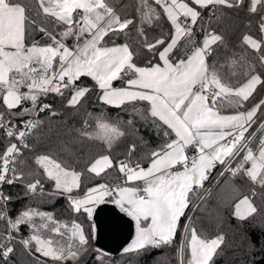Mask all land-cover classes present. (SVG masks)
I'll list each match as a JSON object with an SVG mask.
<instances>
[{
  "label": "snow or ice",
  "instance_id": "snow-or-ice-1",
  "mask_svg": "<svg viewBox=\"0 0 264 264\" xmlns=\"http://www.w3.org/2000/svg\"><path fill=\"white\" fill-rule=\"evenodd\" d=\"M36 2L44 16L54 21L53 30L37 24L21 0H0V107L4 109L0 111V130L8 138L0 153V186L21 183L26 195L43 197L46 179L53 182V191L47 195H64L71 211L86 214L90 222L105 204L114 205L129 217L135 224V238L123 249L125 253L139 254L167 246L175 248L177 264H212L225 238L223 234L209 238L197 232L192 218L186 217L192 202L190 193L202 189L212 171L220 166V176L225 172L232 177L242 175L260 189H253L252 197L264 196V124L257 129L261 132L257 151L250 146L256 132L246 137L256 123L257 113L264 111V100L251 108L245 105L264 80L254 70L246 72L243 81L225 80L209 63L213 45L222 42L223 37L201 22V10L208 9L215 15L218 6L243 9L245 0H137L135 11L141 25L153 26L162 16L171 25L170 32L151 40L142 26L138 28L144 47L155 60L144 66L137 65L128 43L115 44L114 38L134 25V20L122 18L107 0ZM247 11L264 12V0H249ZM257 23L264 36V14ZM196 29L203 34L202 40H197ZM36 32L43 33L41 39L50 42L41 46L34 39ZM243 42L257 52L264 45V39L258 41L249 35L243 37ZM260 60L264 63V55ZM82 77L94 83L85 85ZM115 81L125 86H114ZM96 89L103 105L122 110L127 104L134 105L132 111L158 129L162 143L141 156L135 155L137 145L132 143L115 155L126 131L119 121L111 123L103 119V113L94 116L88 112L82 128L76 131L102 144L104 154L79 171L49 155L38 154L34 158L36 178L25 182L24 173L18 169V165H25L20 159L21 148H30L27 138L43 121H13L40 113L58 115L55 111L47 113L52 106L41 100L49 93L65 97V106L78 111L87 94ZM136 102L147 105V114L145 109L135 107ZM26 103L30 107L24 106ZM226 106L235 111L224 114ZM89 119L96 121L94 128ZM126 124L135 128L131 119ZM114 167L120 174L117 183L100 182L81 192L82 177L92 174L93 178H101ZM252 197L245 195L235 203L233 214L238 220H248L258 213ZM11 200L0 191V264H13L18 244L29 256L39 253L52 264H79L89 251L90 238L96 236L94 222L89 235L75 219L57 220L52 213L38 208L26 207L13 218ZM182 217L187 220L183 225ZM22 226L29 229L26 237ZM45 231L61 239L45 237ZM178 232L181 238L177 243ZM38 264L45 262L38 260Z\"/></svg>",
  "mask_w": 264,
  "mask_h": 264
},
{
  "label": "trees",
  "instance_id": "trees-1",
  "mask_svg": "<svg viewBox=\"0 0 264 264\" xmlns=\"http://www.w3.org/2000/svg\"><path fill=\"white\" fill-rule=\"evenodd\" d=\"M21 2L29 8L28 15L35 19L37 24H42L50 31L53 30L54 21L52 18L44 16L36 0H21ZM107 2L122 18L134 20V25L129 26V29L125 30L126 34L121 33L114 38L115 44L128 43L135 54L134 60L138 66L146 65L149 60L155 62L152 53L144 47V37L139 34L138 28L142 26L145 30V35L151 40L153 37L171 31V25L166 17L162 16L161 20L155 22L153 26H149L147 23L141 25L139 16L135 11L137 0H107ZM149 3H152V0H149ZM156 7L158 11L162 12L159 6ZM261 14H264V12L249 14L246 5L243 9L218 6L214 18L208 20L201 18V22L209 30L223 37L222 42L213 45L214 50L209 57V63L216 66L225 80L233 83L238 80L243 81L246 79L244 74L246 72L251 74L253 70L254 74H259L261 79L264 80V64L260 60V57L264 55V45H262L261 51L257 52L243 42L245 35H249L258 41L262 40V34L257 23ZM33 35L41 46L50 42L47 38L41 39L43 33L36 32ZM196 38L198 41L203 38V34L199 29H196ZM105 39L108 40L109 37ZM31 42L32 39L30 38L28 43L30 44ZM67 43L71 45L72 41L68 40ZM221 65H223L222 68L220 67ZM81 80L85 85L89 86L94 83L88 77H82ZM77 83L80 82L78 81ZM263 97L264 84L257 86L253 96L249 98V101L245 102L246 107L259 103ZM43 102L52 106L51 109L46 110L47 113L55 111L58 115L51 116L50 114L40 113L39 116L34 117V119L42 120L43 123L34 129L32 135L27 138L30 148H21L22 156L20 159L25 161V165L23 167L18 165V169L24 173L25 182H32L36 178L35 174L38 169L34 164V158L38 154L49 155L57 161L74 167L78 171L86 169L90 162L99 155L104 154V146L102 144L96 141H89L76 131V129L82 128L88 112L93 113L94 116H100L103 113L105 121L111 123L119 121L122 129L126 131L127 135L119 142L115 155H120L127 150L130 144L135 143L137 145L135 155L141 156L157 148L163 140L162 135L158 134V129L151 122L145 123L139 115L132 111L134 105L127 104L124 106L125 110H122L101 104L98 89L87 94L82 101L83 106L79 107L78 111L66 107V98L55 93H49ZM24 106L30 107V104L26 103ZM135 107L145 109V114H147V105L144 102H136ZM232 110L235 109L227 106L223 109V111ZM0 111H4V109L0 107ZM263 114L264 111L257 113L256 122L259 121ZM29 118L31 117L17 118L13 122L17 123L19 119L26 120ZM130 119L134 121L135 128L126 124ZM88 123L94 128L96 121L89 119ZM259 134L256 135L250 145L254 151L258 149ZM7 144L8 138L0 131V153L5 150ZM220 169L221 167L218 166L212 171L209 179L204 182V187L199 189L198 192L205 189ZM119 176L120 174L115 167L109 169L107 174H102L101 178H93L92 174H86L82 177L81 192L86 187L100 182L117 183ZM218 181L219 183L217 182L209 195L197 204L198 206L195 207L191 217L198 233H204L209 238L223 234L225 238L224 243L217 250V254L214 255L212 264H264V196L257 195L252 197L253 189L257 192L260 189L251 184L242 175L232 177L230 173L226 172ZM52 183L46 179L43 180L45 192L43 197L39 194L26 195V189L21 183L6 184L2 191L12 197L9 202L10 214L14 218L26 207L38 208L40 211L52 213L57 220L71 222L75 219L84 226L85 233L90 235V225L93 222L86 219V214L81 216L72 212L64 195H47V193L53 191ZM234 189L238 190V192ZM198 192L190 193L192 200L196 199ZM245 195L252 197L259 211L248 220L240 221L233 215V204L239 197ZM190 205L186 209V214ZM182 219L183 217L181 221ZM22 234L25 237L29 234V229L26 226H22ZM43 234L45 237L51 235L56 240L61 239V237L54 236L46 231ZM93 243L94 239L90 238L89 251L81 257L79 264H177L174 247L149 248L142 250L139 254L122 251L120 254L112 256L101 250L97 251ZM97 256L100 259H97ZM38 260L45 262V264H52L49 258L42 257L39 253L29 256L22 245L19 244L16 246V251L12 256L13 264H38ZM68 264H71V261Z\"/></svg>",
  "mask_w": 264,
  "mask_h": 264
},
{
  "label": "water",
  "instance_id": "water-1",
  "mask_svg": "<svg viewBox=\"0 0 264 264\" xmlns=\"http://www.w3.org/2000/svg\"><path fill=\"white\" fill-rule=\"evenodd\" d=\"M92 222L97 226L94 247L109 255L120 254L131 241L133 222L111 204L101 205Z\"/></svg>",
  "mask_w": 264,
  "mask_h": 264
},
{
  "label": "rangeland",
  "instance_id": "rangeland-1",
  "mask_svg": "<svg viewBox=\"0 0 264 264\" xmlns=\"http://www.w3.org/2000/svg\"><path fill=\"white\" fill-rule=\"evenodd\" d=\"M204 10V9H203ZM226 103V102H225ZM220 171H221V169H220ZM220 171L218 172V174L209 182V184L205 187V189L203 190V191H200V192H198L197 193V196H196V199L195 200H192V202H191V205H190V208H189V210H188V212H187V214H186V217L190 214V212L192 211V209L194 208L195 209V207L196 206H198L197 204L198 203H200V201H202L206 196H208L209 195V193L214 189V187L216 186V184H217V182H218V180L222 177H220L219 176V173H220ZM210 185H212L211 187H210ZM112 205V204H111ZM114 206V205H113ZM115 207V206H114ZM116 208V207H115ZM186 217H183V219H182V221H181V225H183L184 224V220L186 219ZM192 217V216H191ZM129 218V217H128ZM130 219V218H129ZM131 220V219H130ZM133 222V221H132ZM186 223V222H185ZM133 224H134V222H133ZM135 238V224H134V232H133V236H132V238H131V241L133 240ZM180 238H181V233L180 232H178V242H179V240H180ZM131 241L127 244V246L131 243ZM126 246V247H127Z\"/></svg>",
  "mask_w": 264,
  "mask_h": 264
},
{
  "label": "built area",
  "instance_id": "built-area-1",
  "mask_svg": "<svg viewBox=\"0 0 264 264\" xmlns=\"http://www.w3.org/2000/svg\"><path fill=\"white\" fill-rule=\"evenodd\" d=\"M215 11V14H216V9L214 10ZM215 17V15H213L208 9H204L203 11H202V19H204V20H208V19H211V18H214ZM44 98L45 97H42V102H43V100H44ZM34 117H36L35 115H33L31 118H29V119H34ZM261 124H264V121L263 122H261V123H258V125H256V127L253 129V131L252 132H256V135H257V133L259 132V131H257V129H259V127H260V125ZM0 131H2V130H0ZM3 132V131H2ZM251 132V133H252ZM250 135V134H249ZM248 135V136H249ZM253 142V141H252ZM16 143L19 145V141H16ZM251 145V144H250ZM226 173V172H225ZM224 173V174H225ZM220 176V175H219ZM221 177V176H220ZM6 184H4V185H2V186H0V191H2V189H3V187L5 186ZM212 185H210V187H211ZM194 208L192 209V211L190 212V214L187 216V217H191L192 216V214H193V212H194ZM185 222H187V220L185 219L184 220ZM184 222V223H185Z\"/></svg>",
  "mask_w": 264,
  "mask_h": 264
},
{
  "label": "crops",
  "instance_id": "crops-1",
  "mask_svg": "<svg viewBox=\"0 0 264 264\" xmlns=\"http://www.w3.org/2000/svg\"><path fill=\"white\" fill-rule=\"evenodd\" d=\"M248 3H249V0H245V5H246V7H247ZM262 39H264V36H262ZM263 64H264V63H263ZM114 86L123 87V86H125V85H124L121 81H115V82H114ZM24 91H26V89H24ZM262 100H264V97H263ZM254 105H255V104H254ZM252 106H253V105H252ZM252 106L246 107V109H247V108H251ZM234 111H235V110H232V111H223V112H224V114H232ZM263 121H264V114H263L262 117L259 119V121L256 122L255 126H253V128H251V129L249 130V133H246V137H247V136L253 131V129L256 127V125H258V123H261V122H263ZM257 134H259V132H258ZM260 136H261V134H259V139H260ZM259 139H258V140H259ZM256 151H257V150H256ZM247 167H250V165H248ZM241 198H243V196L239 197V198L234 202V204H233V213H234V211H235V209H234V205H235V203L238 202V200L241 199ZM233 215H234V214H233Z\"/></svg>",
  "mask_w": 264,
  "mask_h": 264
}]
</instances>
